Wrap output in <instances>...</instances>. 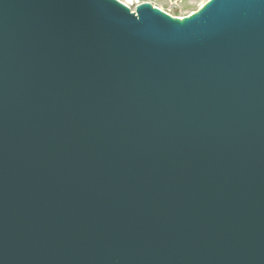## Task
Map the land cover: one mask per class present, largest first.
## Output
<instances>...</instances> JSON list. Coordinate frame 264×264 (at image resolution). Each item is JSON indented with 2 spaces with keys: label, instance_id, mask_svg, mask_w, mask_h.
Wrapping results in <instances>:
<instances>
[{
  "label": "water",
  "instance_id": "1",
  "mask_svg": "<svg viewBox=\"0 0 264 264\" xmlns=\"http://www.w3.org/2000/svg\"><path fill=\"white\" fill-rule=\"evenodd\" d=\"M0 264H264V0H0Z\"/></svg>",
  "mask_w": 264,
  "mask_h": 264
},
{
  "label": "rangeland",
  "instance_id": "2",
  "mask_svg": "<svg viewBox=\"0 0 264 264\" xmlns=\"http://www.w3.org/2000/svg\"><path fill=\"white\" fill-rule=\"evenodd\" d=\"M207 1L208 0H140L141 4L149 3L153 7L179 19L195 13L199 10L200 5L205 4Z\"/></svg>",
  "mask_w": 264,
  "mask_h": 264
},
{
  "label": "bare ground",
  "instance_id": "3",
  "mask_svg": "<svg viewBox=\"0 0 264 264\" xmlns=\"http://www.w3.org/2000/svg\"><path fill=\"white\" fill-rule=\"evenodd\" d=\"M125 6H131V5H140L141 2L140 0H120ZM203 5V4H202ZM202 5H200V7H202ZM199 7V8H200Z\"/></svg>",
  "mask_w": 264,
  "mask_h": 264
},
{
  "label": "built area",
  "instance_id": "4",
  "mask_svg": "<svg viewBox=\"0 0 264 264\" xmlns=\"http://www.w3.org/2000/svg\"><path fill=\"white\" fill-rule=\"evenodd\" d=\"M127 7H129V8L131 9L132 12L135 11V6L131 5V6H127Z\"/></svg>",
  "mask_w": 264,
  "mask_h": 264
}]
</instances>
